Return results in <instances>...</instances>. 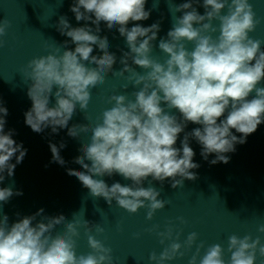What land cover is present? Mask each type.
Masks as SVG:
<instances>
[{"label":"clouds","instance_id":"9594fccd","mask_svg":"<svg viewBox=\"0 0 264 264\" xmlns=\"http://www.w3.org/2000/svg\"><path fill=\"white\" fill-rule=\"evenodd\" d=\"M145 4L146 0H74L70 11L76 21H85V25L72 27L61 16L57 31L70 38L64 41L63 50L57 47L54 52L35 57L19 72L28 85L27 96L31 101V108L24 114L25 124L33 132L42 133L50 127L53 134H58L60 129L67 128L68 136L77 138L79 132L90 131L89 142L81 146V155L73 161L83 170L67 169V174L75 176L91 196L102 197L110 207L115 201L130 214L146 208V219L151 220L167 201L158 198L161 192L157 188L143 186L149 177L161 185L169 180L173 189L182 187L185 180L198 178L193 170L200 165L194 162L190 139L201 146L205 161L214 154V159L208 161L210 164H227L230 161L227 154L235 152L237 144L246 143L247 137L264 123V87L260 86L264 82L261 48L264 41L249 35L260 22L249 0H203L202 5L200 0H187L179 5L169 4L171 12L183 15L175 17L166 38L159 40V50L168 57L161 63L150 55L160 23L127 26L130 21L150 17L151 10H146ZM194 5L202 6L204 14ZM89 21L94 28L89 26ZM213 21L219 22L218 28L213 26ZM101 22L125 38L128 51L121 50L122 67L118 71L113 70L117 57L109 51L108 37L99 35ZM9 27V20H0V38L7 34ZM70 43L75 45L74 50L68 49ZM189 43L193 44L191 50L187 47ZM3 44L0 39V46ZM93 46L102 55H92ZM129 61L145 70L144 74L131 67ZM85 62L95 67L86 66ZM109 72L120 76L129 73L126 78L138 88L132 93L134 99L113 93L109 97L111 106L102 111L99 123L91 127L87 124L69 127L77 106L81 111L87 109L91 89L103 83L104 74ZM253 92L255 95L249 99ZM52 97L55 103L50 107ZM172 109L178 110L179 117L171 114ZM7 115L8 109L0 102V183L6 176L14 175L16 166L27 154L23 144L13 139L14 130L5 132ZM188 123L200 127L185 133L181 147L177 148L178 136ZM233 130L241 135H235ZM49 147L52 162L65 165L60 155L65 143L61 142L58 147L50 142ZM13 158L15 163L11 162ZM113 175H120L131 184L114 182L109 186L103 177ZM14 195L21 196L23 192L0 187V207ZM37 217H40L38 221ZM178 219L186 223L182 217ZM65 221V232L53 235L56 226ZM78 223L66 220L63 214L44 215L43 208L11 225L9 217L3 214L0 264H112V249L91 234L93 226L97 233H103V227L87 220L83 226L92 251L77 255L74 237L79 235ZM258 231L264 233V225ZM134 235L139 238V233ZM157 235L163 244L165 240H172L173 228L168 226ZM197 238L198 234L192 232L182 245L177 242V233L176 240L159 256L151 253L149 260L164 264L177 256L183 257L181 248L190 250ZM203 247L201 242L189 264H197ZM227 251L231 254L228 264H255L257 252L264 257V244L259 236L253 239L251 235L240 238L233 234L228 238ZM223 256L222 246L213 244L199 264H225Z\"/></svg>","mask_w":264,"mask_h":264},{"label":"water","instance_id":"95a60500","mask_svg":"<svg viewBox=\"0 0 264 264\" xmlns=\"http://www.w3.org/2000/svg\"><path fill=\"white\" fill-rule=\"evenodd\" d=\"M185 2L187 0H146L145 9L151 10L150 17L147 20L130 21L127 25L130 28L138 23L147 27L156 22L160 23V31L157 40L153 42L154 48L150 55L161 63L168 57L159 50V40L166 38L175 17L183 15L182 12L175 13L174 10L171 12L169 4L179 5ZM249 2L260 21L249 35L264 41V0ZM73 3L74 0H0V20L7 19L11 22L7 34L0 38L4 41L3 46H0V102L8 109L5 132L14 130L13 139L27 149V154L23 162L16 166L14 175L6 176L3 183H0V187L20 190L23 195H14L3 204L0 207V218L6 214L11 225L43 208L44 215L63 214L66 220L79 221L77 224L79 235L74 237L77 255L92 251L87 242L83 221L87 220L92 225L99 224L104 232L97 233L93 226L91 234L105 247L112 249V264H157L156 261L149 260V255L155 252L159 256L164 248L176 240L177 233H179L177 242L182 245L192 232H196L198 238L190 250L181 248L185 253L183 257L177 256L171 261H165L164 264H189L201 242L204 247L200 249L197 264L207 248L213 244L222 246L223 258L225 264H228L231 255L227 251L228 238L233 234L240 238L251 235L255 239L259 236L261 244H264V233L258 231L259 226L264 225V123L247 137L246 143L237 144L235 152L227 154L230 156L227 164H210L208 161L214 159V154L205 161L201 156V146L194 139H190V147L195 152L194 162L200 165L198 169L193 170L198 178L195 181L185 180L182 187L173 189L169 180H165L161 185L149 177L143 186L157 188L161 192L158 198L167 201L165 207L157 210L151 220L146 219V208L130 214L120 208L115 201L110 207L102 197L91 196L89 190L83 187L75 176L67 174V169L83 170L73 161L75 157L81 155L79 151L81 146L89 142L90 131L79 132L78 129V137L73 138L68 136L67 128L60 129L58 134H53L50 127L42 133H35L25 124L24 114L31 108V101L27 96L28 85L23 81L19 70L29 60L54 52L57 47L63 50L64 41L70 38L62 36L57 31L61 16H65L72 27L85 25V21H76L74 13L70 11ZM200 3L202 5L203 0H200ZM194 6L201 15L204 14L202 6ZM226 11L227 9L224 10L225 13ZM87 23L90 27H95L90 21ZM213 26L218 28L219 22L213 21ZM100 28L99 35L108 37L109 51L115 53L117 57L113 70L118 71L122 67L119 62L121 50L128 51L125 38L121 37L115 28L108 30L104 22H101ZM214 35H218V32ZM93 47L92 55H102L98 48ZM187 47L191 50L193 44L189 43ZM74 48V44L68 45V49ZM261 48L264 50V44ZM85 63L86 66L95 67ZM129 63L131 67L144 74L145 70L132 65L131 61ZM128 75L129 73H125L124 76L105 73L103 83L91 89L87 109L81 111L77 106L68 126L87 124L91 127L99 123L102 111L111 106L109 97L113 93L124 94L129 100H133L132 93L138 88L132 86L126 78ZM260 86L264 87V82ZM254 95L253 92L249 99ZM54 103L55 99L52 97L49 106H53ZM171 114L178 117L180 115L176 109H172ZM196 127L200 125L188 123L184 132L179 134L175 147L180 148L184 134ZM233 133L241 135L235 130ZM50 142L58 147L61 142L65 143L66 147L60 150V155L66 161L65 165L52 162ZM11 162L15 163V158ZM103 179L109 186L114 182H120L122 185L131 184L130 180H125L120 175L105 176ZM179 217L186 223H180ZM39 219L40 217H37V221ZM66 223L67 221L56 226L53 235L63 234ZM154 226L158 227L154 231H149ZM168 226L173 228V238L161 244L157 232L165 231ZM137 233L139 238L134 235ZM255 264H264V257H260L258 252Z\"/></svg>","mask_w":264,"mask_h":264}]
</instances>
